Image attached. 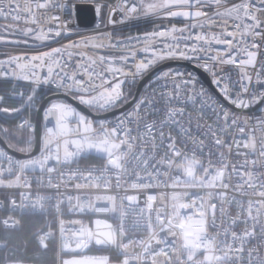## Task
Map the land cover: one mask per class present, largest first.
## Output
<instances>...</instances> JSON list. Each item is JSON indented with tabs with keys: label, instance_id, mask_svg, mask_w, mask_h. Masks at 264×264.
I'll return each mask as SVG.
<instances>
[{
	"label": "snow or ice",
	"instance_id": "1",
	"mask_svg": "<svg viewBox=\"0 0 264 264\" xmlns=\"http://www.w3.org/2000/svg\"><path fill=\"white\" fill-rule=\"evenodd\" d=\"M94 7L85 34L73 27V0H0V43L25 46L0 59V78L31 85L16 93L19 107L0 109L30 113L16 144L0 129V186L22 189L21 209L51 205L68 256L59 264H264V0ZM131 20L153 26L114 39L110 29ZM178 61L208 86L170 66ZM90 155L103 165L80 168ZM62 205L105 218L66 227Z\"/></svg>",
	"mask_w": 264,
	"mask_h": 264
},
{
	"label": "built area",
	"instance_id": "2",
	"mask_svg": "<svg viewBox=\"0 0 264 264\" xmlns=\"http://www.w3.org/2000/svg\"><path fill=\"white\" fill-rule=\"evenodd\" d=\"M65 2H66V0H65ZM73 2L75 4L89 3L92 5V7H93V20H92V23L90 25L81 26L77 22L76 15L74 14L72 17L73 27L75 30L82 32V33H85V34H92L94 32V30L96 29V26H97V17H96L95 7H94L95 0H73ZM109 2H112V0H109ZM63 14L66 16L68 14L67 10H65ZM115 18L117 20L120 19V17L118 15ZM173 22L178 23V24L180 23L179 21H173ZM0 23H5V22L0 21ZM20 26L24 27L23 24H21ZM152 26H153L152 23L147 22L145 20H131V21L125 22L124 24H117L115 26V28L110 29V30L113 31L114 39H115L117 37L134 35L137 33H141L143 31L150 30L152 28ZM73 39H78V37L74 36ZM64 42H67V41H64ZM52 46H56V45L53 44ZM22 50H25V46L22 44L21 45H14V44L0 43V59L5 58L6 55L15 54V53L22 51ZM170 66L174 67V68H180L181 70L187 69L189 71H196L197 74L200 76L202 82H204L205 85L208 86L207 81L205 79H203V77L198 73L197 69H195L190 62H187V61L170 62ZM200 71H202V70H200ZM232 71H233V73H235V69H233ZM146 82L147 81H145L144 83H146ZM30 88H31V85L28 82H25L23 80H16L13 78H0V96L3 97V100L0 101V109L19 107L23 103V100L18 95H16V93H19L21 91L27 93L30 91ZM124 88H125V90H127V85H124ZM40 91L42 92L43 95H45V96L48 95L47 86L42 87ZM142 91H143V84L140 87V90L137 94V97L139 96V94ZM189 111H191L190 108H189ZM253 112H256V110L252 109L247 114L251 115ZM256 114L258 115L259 113L257 112ZM33 116H34V112L31 113V118L34 120ZM40 116H41V120H42V113L40 114ZM29 118H30V113L27 110H22L20 113H17V114H8V113H5L3 111H0V126H5L9 130L11 129V130H16V131H19L21 133H24L23 135L26 138L27 137V130L21 129L18 126L22 123L23 120L29 119ZM206 122L210 123L211 121H206ZM258 135H259V133H257V136ZM0 146H2V145L0 144ZM16 156H17V158H23L22 156H19V155H16ZM213 159H215V157H213ZM232 159H236V158L232 157ZM103 163H104V161L99 159L97 156L90 155L87 158L82 156L79 160L78 166L82 169H86V168H89L91 166H97V167L102 166ZM76 166L77 165H73V167H76ZM5 167H7L6 164H5ZM5 178H7V177H5ZM61 187L64 188L65 186L61 185ZM20 191H22V189H17V188L9 189V188H5V187L0 186V227L3 229H7V230H17L20 227L21 217L23 215L33 214V215L42 216L44 218L43 226L34 232V238L37 242L41 243L40 238L42 236H45V234L48 232L49 228H51L53 230L54 235L50 236V237H46L44 242L48 241V240L54 241V243H55V264H59V257H62V254H61L62 252H60V237H59V231H58V228H59L58 217L56 216V214H55V212L52 209L50 204L47 206V211H42V210L34 211L31 207H29L27 209H21L19 207ZM37 191H38V187L35 183H33L32 189H31L33 198H35ZM39 191L41 192V194H44V195L50 194L46 190H39ZM70 194L75 195L76 193L70 192ZM129 194H134V193L129 192ZM12 199H16V201H17L16 206H13L11 204ZM141 206H142V202H141ZM155 206L159 207L160 205L157 202L155 204ZM62 211H63V215L60 218H63L66 221V227L69 226L67 224V222L70 220L82 219L87 224V223H89L90 220L94 221L95 218H105V217H89L86 215L81 216L79 214H70L67 212V205H62ZM237 214H238V210L235 207L230 208V210H229L230 216H235ZM217 216H219L218 211H217ZM9 218H10V223L8 226H5L3 221L5 219H9ZM92 226L94 227V223L92 224ZM241 227H242V225L239 226L237 228V230L239 231V229ZM129 235L131 236L132 234L130 233ZM141 235H143V233L137 234V236H135L134 238H139V236H141ZM218 239L220 241H224L225 236L223 234H220L218 236ZM250 246H252V245H250ZM2 249H3V244L0 241V251ZM95 252H96V250L93 249V252L90 254H93ZM58 254H59V257H58ZM0 264H33V263L21 262V261H4Z\"/></svg>",
	"mask_w": 264,
	"mask_h": 264
},
{
	"label": "trees",
	"instance_id": "3",
	"mask_svg": "<svg viewBox=\"0 0 264 264\" xmlns=\"http://www.w3.org/2000/svg\"><path fill=\"white\" fill-rule=\"evenodd\" d=\"M1 127V126H0ZM1 129V128H0ZM24 133L19 132V137H8L9 141L16 144L23 140ZM3 137V133L0 132ZM44 218L38 215H23L17 230H7L0 227V241L3 249L0 251V263L4 261H21L33 264H55V243L53 240L39 243L34 238V232L41 228ZM47 245V247H45ZM65 255L64 253H61Z\"/></svg>",
	"mask_w": 264,
	"mask_h": 264
},
{
	"label": "water",
	"instance_id": "4",
	"mask_svg": "<svg viewBox=\"0 0 264 264\" xmlns=\"http://www.w3.org/2000/svg\"><path fill=\"white\" fill-rule=\"evenodd\" d=\"M75 15H76V19L77 22L79 23V25L81 26H88L92 23L93 20V7L91 4L89 3H80V4H76V11H75ZM198 73L203 77V79H205L207 81L206 76L202 73V71H200L199 69H197ZM146 81V79H145ZM143 81L141 84L137 85L134 89L133 92L137 95L140 87L142 86V84L145 82ZM36 113H34V120L36 117ZM1 137V136H0ZM0 144L3 146L2 140H0ZM16 155L22 156L21 154L18 153H14Z\"/></svg>",
	"mask_w": 264,
	"mask_h": 264
},
{
	"label": "rangeland",
	"instance_id": "5",
	"mask_svg": "<svg viewBox=\"0 0 264 264\" xmlns=\"http://www.w3.org/2000/svg\"><path fill=\"white\" fill-rule=\"evenodd\" d=\"M1 129H3V128H7V127H5V126H1L0 127ZM9 132H10V134L14 137V138H18L19 137V131H16V130H9ZM62 257L63 258H68V256L67 255H62Z\"/></svg>",
	"mask_w": 264,
	"mask_h": 264
}]
</instances>
